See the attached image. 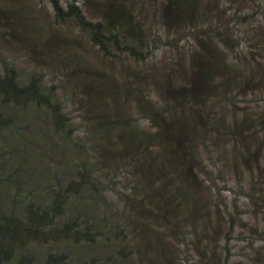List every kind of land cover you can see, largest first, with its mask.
<instances>
[{
    "label": "trees",
    "instance_id": "trees-1",
    "mask_svg": "<svg viewBox=\"0 0 264 264\" xmlns=\"http://www.w3.org/2000/svg\"><path fill=\"white\" fill-rule=\"evenodd\" d=\"M49 1L55 18L60 22H75L105 57L114 59L117 54H125L137 63H146L152 56L154 47L146 44L145 21L127 3L119 0L102 3L101 18L92 19L75 2L64 7L62 0ZM225 1L160 0L158 13L167 21L166 26L176 25L178 42L188 38L194 47L171 52L168 64L154 72L126 71L123 81L110 73L86 67L82 60L74 65L77 55L68 61L65 51H52L60 63L68 61V82L85 111L89 124L87 134L95 150L85 149V152L95 153L94 159L85 155L65 161L55 149L48 153L50 157L42 152L43 147L32 150L22 137L24 128L30 124H18L24 121L19 115L32 107L48 112L54 130L66 143V153L84 150L87 142L81 136H74L64 105L56 98L55 90L45 92L42 76L31 75L22 81L14 68L7 67L0 72V135L15 128L16 137L14 144L8 146L10 152L0 156V193L9 200V210L0 215V264L14 259L15 264H37L34 255L27 251L32 244L94 245L105 237L106 227L118 214L99 217L81 211V217L75 219L66 215L71 197L85 191L93 198L101 196V184L97 183L98 179L94 182L92 176L93 167H109L105 173L108 178L129 173L132 185L128 183L124 194L126 199L132 197L133 203L127 216L137 215L133 227L136 232L144 233L145 244L150 245L152 240L145 232L151 226V215H161L173 222L181 214L190 220L198 239L209 236L213 244L219 228L224 227L225 217L228 246L236 217L230 215L227 222L225 213L229 210L226 199H221L222 192L227 190L221 181L226 166L211 159L217 156L221 162L219 151H225L232 141L235 172L238 167L250 168L253 185L262 179L259 157L264 150V112L253 115L243 100L264 93V36L250 39L246 36L243 45L247 43L245 50L250 52L244 53V46L237 43L241 37L233 30L247 26L255 31L254 20L260 22L264 16L255 0H235L239 4L250 3L246 10L231 2L224 9ZM202 20H209L207 29H203ZM253 34L246 32V35ZM152 38L153 46L163 43L156 35ZM255 38L257 41L253 42ZM224 50L231 53L229 61L223 58ZM142 83L158 86L159 101L151 94L144 95ZM262 101L256 97V102ZM135 105L150 114L147 125L134 121L132 107ZM34 127L42 139L40 129ZM27 148L32 154L26 152ZM42 158H48L51 164L54 162L56 170L77 169V178L63 185H55L53 178L55 190L50 191L47 201L34 191L36 185H30L40 178L33 164ZM20 171L23 182L19 184L23 186L15 188L13 182ZM23 188L28 190L20 194ZM213 200L216 202L212 205ZM95 209L97 212L98 207ZM116 212L119 211L116 209ZM113 236L121 238L124 230L118 228ZM160 246L166 252L168 246L162 241ZM119 254L124 259L131 255L123 249ZM43 264L86 263H74L67 253L56 251L46 254ZM88 264L116 262L105 256L91 258Z\"/></svg>",
    "mask_w": 264,
    "mask_h": 264
},
{
    "label": "rangeland",
    "instance_id": "rangeland-1",
    "mask_svg": "<svg viewBox=\"0 0 264 264\" xmlns=\"http://www.w3.org/2000/svg\"><path fill=\"white\" fill-rule=\"evenodd\" d=\"M108 1L62 0L61 3L65 7L68 3L75 2L78 7L87 13L89 18L100 19L102 14L101 4L105 3L106 5ZM255 1L264 16V0ZM118 2L127 3L132 12L140 14L145 21L146 44L149 47H154L151 48L152 56L146 63H137L125 54H117L114 59L105 57L91 43L88 34L82 32L75 22L72 20L60 22L55 18L49 0H0V72L7 67L14 68L19 73L22 81L28 79L31 75L42 76L45 92L55 90L56 98L64 105L65 111L72 121L75 131L74 136H81L83 137L82 141L87 142L84 145V150L70 152L67 147L68 152L66 153V143L59 133L54 130L48 112L32 107L19 115L24 121L22 123L21 121L18 122L20 125L30 124V126L26 125L27 127L24 128L22 137L32 150L38 151L40 147H43L42 152L50 157L51 155L48 153H51L50 150L55 149L56 154L60 158H65V161L74 160L85 155H89L90 159H94L95 153L93 152L95 150L91 146L90 139L92 141V138L87 134L89 124L86 122L85 111H82V104L76 98V95L73 96L74 92L70 88V82H68L67 73L70 68L67 62L72 61L73 57H76L74 55H77V61L74 65L82 60L86 67L104 74L110 73L115 79L123 81L126 77V71L138 73L141 71L140 73L143 74L154 72L168 64L173 55L171 52L176 50L187 51L194 47L188 38L178 42L180 39L176 34V25L169 28L166 26L167 21L163 20L158 13L160 0H119ZM230 2L242 10H246L248 5L250 6V3L239 4L235 0H226L223 8L227 9L226 5L228 6ZM219 12L222 16V11L219 10ZM215 22L217 23L216 20ZM202 23L204 25L203 29H207L209 20L206 22L202 20ZM252 26L255 31L247 26L236 27L233 30V33H238L241 37L240 40H237V43L244 46V53L250 52L245 50L247 43L243 45L247 38H254L257 35L264 36V20L260 22L254 20ZM246 32H254V34L246 35ZM152 35L158 36L163 43H156L153 46ZM233 38L235 39V37ZM255 40L257 41L255 38L253 42ZM222 46L223 43L221 42ZM57 49L67 53L66 55L69 56L67 62L60 63L53 56L52 51ZM231 57V53L224 50V60L229 61ZM140 87L145 96L151 94L155 97V100L159 101L158 86L142 83ZM256 97L259 100H264V93H256V96L247 97L243 100L253 115L264 112V101L256 102ZM132 116L134 121L141 126L149 123L150 114L147 110L146 112L142 111L136 105L132 107ZM34 126L40 129L42 139H40ZM14 131L15 128L1 133L0 156L10 152L8 146L13 145L16 138ZM85 136L88 137L85 138ZM259 137L262 138V135ZM45 142L46 145L44 146ZM68 143L73 144L71 140ZM77 143L79 142L77 141ZM232 148L233 142L231 141L228 142L225 151H219L221 152L218 153L221 156V162L217 156L211 159L212 162L217 161L220 166H226L221 181H224L223 185L227 190L222 192L223 197L220 196V198L222 200L226 199L225 203L229 210V213H225L227 222L230 215L236 217V226L230 235L228 246L226 244L227 223L224 222L225 217L223 218L224 227L222 225L219 228L217 238L213 244L210 242L209 236H202L201 239H198L196 230L191 226L190 220L181 214L173 222L161 215H156L157 217H155V214L151 215L149 232H147L148 228L145 229V232L150 234L152 240L150 245L145 244L144 233L136 232L133 227L137 215L130 213L127 216L133 203L132 197L129 196L130 199H126L124 194L125 187L128 186V183H131L129 173H119L120 176L116 175L108 178L105 173L110 170L109 167L106 169L93 167L92 176L94 182L98 179L99 182L97 183L101 184V196L93 198L94 196L90 192L85 191L78 196L71 197L66 215L75 219L81 217V211L87 213L88 216L96 214L99 217L118 214L119 216L113 220V223L108 222L105 234V237L108 238H101L94 245L32 244L27 248V251L34 255L37 264H43L46 254L56 251L67 253L74 263L86 264L91 258H104L105 256L113 259L116 264H264V186L262 185L264 182V150L259 157L263 176L259 180V184L253 185L251 182L253 173L248 170L250 168L238 167V172H235ZM31 149L27 148L26 152L30 153ZM85 149H90L93 152L90 151L89 154H86ZM10 155L12 156V154ZM47 159L42 158L33 164V170L34 168L38 170L37 176L40 175V178L37 182L32 181L30 183L31 186L36 185L34 191L41 193L42 200L45 201L48 200V194L57 183L63 185L65 181L77 178L76 167L70 168V170H56L58 168L55 169L54 162L51 164V161ZM64 170L66 172L62 173ZM18 174L19 176L16 174L13 182L15 188L23 186L19 184L23 182V178L20 177L21 171ZM53 178H55V185ZM27 190L23 188L19 193L24 194ZM6 198L5 194L0 193V215L9 210V200L6 201ZM127 201L129 203L126 206ZM215 202L213 200L212 205ZM95 207H98L97 212ZM116 209L119 212H116ZM126 216L127 218L124 220ZM118 228L124 230V236L121 238L113 236ZM161 241L169 247H166V252H164V246H160ZM121 249L131 254L128 259L122 258L119 254ZM15 262L16 259L6 264H15Z\"/></svg>",
    "mask_w": 264,
    "mask_h": 264
}]
</instances>
